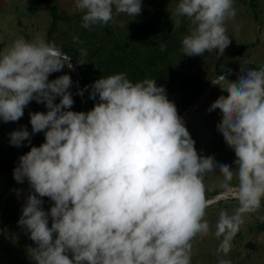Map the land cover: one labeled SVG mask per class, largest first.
<instances>
[{
	"label": "clouds",
	"instance_id": "1",
	"mask_svg": "<svg viewBox=\"0 0 264 264\" xmlns=\"http://www.w3.org/2000/svg\"><path fill=\"white\" fill-rule=\"evenodd\" d=\"M74 3L81 26L89 30L121 14L135 18L142 12V0ZM234 4L177 0L173 27L188 25L181 54L222 56L231 43L227 22L238 13ZM73 40L80 43L78 36ZM70 59L39 34L30 40L18 36L0 48V121L20 120L33 100L46 108L29 114L31 133L21 127L9 134L15 147L30 143L33 134L44 135L39 146L19 156L12 172L32 190L17 221L35 245L27 249L29 259L34 264H192L193 241L210 233L207 193L217 188L230 193L235 180L238 206L232 215L221 213L215 233L217 264H232L223 257L244 215L257 212L264 201V66L242 67L235 80L223 74L211 80L227 92L208 111L221 113L216 127L234 151L231 166L197 152L155 78L133 82L123 72L100 76L89 92L98 102L86 112L71 110V77L49 79L69 67ZM217 172L218 183L209 187L206 176ZM44 197L52 202L47 210Z\"/></svg>",
	"mask_w": 264,
	"mask_h": 264
},
{
	"label": "rangeland",
	"instance_id": "2",
	"mask_svg": "<svg viewBox=\"0 0 264 264\" xmlns=\"http://www.w3.org/2000/svg\"><path fill=\"white\" fill-rule=\"evenodd\" d=\"M153 1L161 8L159 10H161L163 15L159 14V12L157 13L154 9ZM176 2L177 0H142V12L140 15L134 18L121 14L111 22V27L114 28L113 31L116 33L117 31L120 32V28L122 30L125 29V26L127 28L126 31H129V23L132 22V19H137L136 21L133 20L134 22L131 24V28H137L138 24L141 23L139 20L141 18L139 17L143 15V10L150 12L148 13L150 16H168L174 23L173 13ZM51 6H55L57 12L61 15L69 16L68 14L79 13L75 10L74 0H0V34L4 36V40L0 42V48L9 44L18 36H24L30 40L37 34L47 42H49V37L52 38V40L57 42L56 46L60 48L63 44L71 46L74 41L73 37L77 32L81 33L83 31V34L88 32L89 29L81 26V21L79 23L74 22L79 20L77 17H80L81 20V14L79 13L76 18L71 17L70 25H67L68 22L65 19L58 20V30H53L51 35H49L52 20L49 11ZM234 6L238 9L237 16L235 20L227 22L226 25L231 40L230 45L225 49L222 56H219L216 51L205 53L203 57L196 56V64L191 68V72L204 82L211 83V80L215 79L211 75H215L213 72L216 69L218 57H222L220 63L222 69H227L230 72L237 69L241 70L245 66L248 67V64L255 65L257 68L264 66V0H256L253 6L250 0H235ZM236 25L240 26L238 34L235 32ZM164 27H168V25ZM181 29L182 31L178 35L187 34V23L182 25ZM153 33L158 34V32ZM83 40L86 41V39ZM250 42H254L251 47L237 53L235 56L230 55V52ZM68 66L70 67V65ZM69 67H64L61 72L52 73L49 79H54L65 73L68 74L73 81L72 88L69 90L74 100L71 110L85 111L86 106L83 104L81 95H78L79 100H77L78 104H76L75 91L77 92V89H79V83L73 67ZM240 75L241 71L240 74L230 73L226 77L230 80H235ZM90 78L92 79V77ZM209 84L203 88L200 94L196 95L198 98L193 105L192 103L196 96L192 98L191 104L180 116L182 119L185 118L184 124L195 141V148L199 154L204 156L211 155L218 163H227L234 166V151L225 143L216 127L221 119V113L219 110L208 111L210 104L220 95L226 96L227 92L216 85L208 86ZM164 88L168 96L167 88ZM58 101L59 97H57L56 102ZM95 101L97 103L98 98ZM189 108L191 109L189 110ZM37 111L44 112L46 108L43 103H37L33 100L25 107L24 115L20 120L6 123L0 121V151H3L5 155L12 156L10 162L15 163L14 167L18 164V160L15 159L16 155L29 151L33 145L39 146L44 140V135L41 132L33 134L30 143L25 142L21 147H15L10 144L9 134L12 131L24 127L31 133L29 114ZM12 177L11 173L4 174L0 171V195L4 194L0 200L4 201L6 196L9 195L8 199L16 204L20 200L16 194L17 186L12 185L7 189L5 187L7 180L9 181ZM219 178L218 172L216 174H208L205 178L206 184L211 187L218 183ZM26 183H28L27 180ZM236 188L237 183L234 180L232 182V192L230 193H226L219 188L207 193L209 200L215 199L207 210L210 233L202 240L197 238L193 241L192 264H217L220 258L217 255L220 239L216 237L215 233L221 213L232 215L236 211L238 206V201L235 199ZM42 199L43 207L47 210L52 202L46 197ZM23 205L17 210L15 219L12 222L7 223L8 215L5 212L0 213V221L4 222L3 227L0 223V264H34V261L30 260L27 254L28 247L35 246L34 242L29 238L26 230L22 229L17 223L21 216ZM8 208L11 211L12 208L10 206ZM263 221L264 201H262L261 208L257 212L244 215V223L240 226L232 241V249L228 256L223 258L230 259L232 264H264V229L257 228V225ZM222 256L223 254H221Z\"/></svg>",
	"mask_w": 264,
	"mask_h": 264
},
{
	"label": "trees",
	"instance_id": "3",
	"mask_svg": "<svg viewBox=\"0 0 264 264\" xmlns=\"http://www.w3.org/2000/svg\"><path fill=\"white\" fill-rule=\"evenodd\" d=\"M255 1L250 0L252 6ZM153 7L157 13H161V10H159L161 8L154 1ZM49 11L52 16L49 35H51L53 30H58V20L65 19L68 22L67 25H70L71 17L76 18V16H79V13L68 14L69 16L61 15L57 12L55 6H51ZM148 13L150 12L143 10V15L139 17L141 18L139 19L141 23L135 29L131 28V24L137 19L131 20L132 22L129 23L130 32L126 31L127 28L125 26V29L122 30L120 28V32L117 31L116 33L113 31L114 28L111 27L110 22L107 26H94L87 33L84 32V34L83 31L81 33L77 32L74 36L79 37L80 43L73 41L71 46H67L66 44H63L64 46L62 45V47L60 46L59 49L74 61V67L80 73L91 108L96 103V98H89L91 85L100 76H107L109 74L123 72L133 82L144 78H155L157 85H163L167 88V97L174 102L180 115L189 107L192 98H195L210 83L202 81L201 78L191 72L192 66L196 64L197 57L181 54V38L183 34L178 35L182 31L181 27H173V20L168 16H150ZM255 15L257 17L256 12ZM77 18L79 20L75 19V23L81 21L80 17ZM166 25L168 27H164ZM153 32H158V34H154ZM83 39H86V41ZM49 42L57 45V42L50 37ZM161 43L165 45L164 50H161ZM253 44L254 42L243 44L235 51L230 52V55L235 56ZM81 48L87 52L85 57H82L80 54L79 50ZM221 59L222 57H218L216 60V69L213 72L215 75H211L214 78L217 75L219 76L228 72L227 69L223 70L220 66ZM82 60L84 61L83 63H81ZM248 65L252 69H258L255 65ZM75 96L76 104H78L77 100L79 99L76 91ZM23 154L16 155L15 159L18 160L19 156ZM11 157L0 151L1 173L12 174L15 163L10 162ZM12 185L17 186L19 192L16 190V194L20 200L15 204L8 199L9 195L6 196L4 201L0 200V213L5 212L8 215L6 219L7 223L14 221L17 210L26 202L27 195L32 191L26 180L23 183H18L12 177L9 181L7 180L5 187L7 189ZM3 196L4 194L2 193L0 199ZM8 206L12 208L11 211L8 210ZM0 223L3 227L4 222L0 221ZM257 228L264 229V221L258 224Z\"/></svg>",
	"mask_w": 264,
	"mask_h": 264
},
{
	"label": "water",
	"instance_id": "4",
	"mask_svg": "<svg viewBox=\"0 0 264 264\" xmlns=\"http://www.w3.org/2000/svg\"><path fill=\"white\" fill-rule=\"evenodd\" d=\"M68 56V55H67ZM69 57V56H68ZM70 63H71V65H72V67H73V70H74V73H75V75H76V77H77V79H78V83H79V89H81V90H83V94L81 95L82 96V99H83V101H84V105L86 106L85 107V111H88V110H90L91 109V107H90V103H89V101H88V98H87V95H86V90H85V87H84V85H83V83H82V80H81V77H80V73L75 69V67H74V61L72 60V59H70ZM240 69L239 70H233V72H230V71H228V72H226V73H224L223 75H228V74H230V73H232V74H240ZM222 75V74H221ZM220 76V75H219ZM212 85H214L212 82L208 85V86H212ZM200 94V93H199ZM197 96H196V98H195V100L193 101V103H192V105L194 104V102L197 100ZM191 108H189V110H190ZM183 122H185V118L183 119ZM218 198V197H217ZM213 201H215V199H213V200H210V203L211 202H213Z\"/></svg>",
	"mask_w": 264,
	"mask_h": 264
}]
</instances>
